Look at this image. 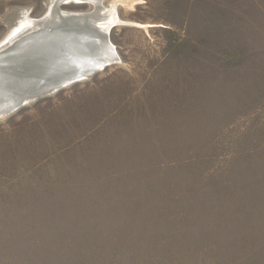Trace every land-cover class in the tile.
<instances>
[{
	"label": "rangeland",
	"instance_id": "obj_1",
	"mask_svg": "<svg viewBox=\"0 0 264 264\" xmlns=\"http://www.w3.org/2000/svg\"><path fill=\"white\" fill-rule=\"evenodd\" d=\"M126 1L124 66L0 124V264H264V0Z\"/></svg>",
	"mask_w": 264,
	"mask_h": 264
},
{
	"label": "bare ground",
	"instance_id": "obj_2",
	"mask_svg": "<svg viewBox=\"0 0 264 264\" xmlns=\"http://www.w3.org/2000/svg\"><path fill=\"white\" fill-rule=\"evenodd\" d=\"M61 1H44L47 12L37 17L29 15L30 7L19 6L0 15V120L15 106L32 102L37 93L67 88L94 68L113 61L124 66L107 35L115 26L130 24L117 12V5L127 1L110 0L107 7L103 0L69 3L89 4L85 13L62 10Z\"/></svg>",
	"mask_w": 264,
	"mask_h": 264
},
{
	"label": "water",
	"instance_id": "obj_3",
	"mask_svg": "<svg viewBox=\"0 0 264 264\" xmlns=\"http://www.w3.org/2000/svg\"><path fill=\"white\" fill-rule=\"evenodd\" d=\"M86 1L88 2L89 0H78V1H74L73 2V0H62L61 2H60V4H59V6L60 5H62V4H69V3H71V2H73V3H81V2H85L86 3ZM31 10V9H30ZM107 37H109V35H107ZM109 39V38H108ZM114 47V46H113ZM115 48V47H114ZM114 56H116V53L114 54ZM110 63V62H109ZM112 63H114V61L112 62ZM107 64H105V65H103V66H101L100 68H94V70L91 72V74L89 75V76H87L86 78H84V79H76V80H73V81H71V83L72 84H74V83H77V82H81V81H85V80H87L88 78H90L95 72H97L99 69H101V68H103V67H105ZM72 84H70V85H72ZM65 87H63L62 85L61 86H58L52 93H49V94H42V93H37L36 94V97H35V99L32 101V102H30V103H27V104H21V105H18V106H15L3 119L4 120H0V124L1 123H3L7 118H9L10 116H12V115H14L17 111H19L20 109H22V108H24V107H30L31 105H33L34 103H36L37 101H39V100H41V99H44V98H48V97H52L53 95H55L57 92H59L60 90H62V89H64Z\"/></svg>",
	"mask_w": 264,
	"mask_h": 264
}]
</instances>
